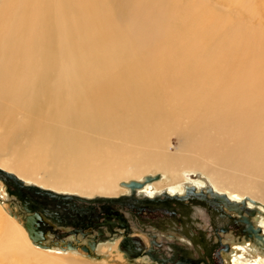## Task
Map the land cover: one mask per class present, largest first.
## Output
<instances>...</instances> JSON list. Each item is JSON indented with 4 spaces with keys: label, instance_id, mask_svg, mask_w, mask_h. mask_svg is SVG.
<instances>
[{
    "label": "bare ground",
    "instance_id": "bare-ground-1",
    "mask_svg": "<svg viewBox=\"0 0 264 264\" xmlns=\"http://www.w3.org/2000/svg\"><path fill=\"white\" fill-rule=\"evenodd\" d=\"M241 20L183 0H0V153L17 159L15 169L45 168L49 181L72 188L109 191L126 174L133 176L126 181H144L154 173L142 171L162 170L134 193L139 202L160 196L155 206L187 200L214 209L207 204L214 200L197 193L208 186L241 200L245 195L239 189L220 187L201 172L177 175L182 167L205 166L208 158L264 174V28ZM192 130L201 134L198 143L189 145L200 158L168 155L169 137ZM4 185L0 178V198ZM187 185L196 190L190 194ZM120 186L127 190L116 196L130 203L131 188L125 181ZM8 195L10 208L0 199L1 258L10 259L11 253V260L18 261L11 264H109L117 258L123 264L111 254L112 243L97 246L91 238L88 250L81 246L104 252L106 259L93 263L85 255L48 246L45 238L34 241L25 225L27 211ZM256 205L260 211L252 219L259 220L264 234V203L257 200ZM15 206L21 216L25 213L24 225L14 219L20 216ZM132 210L124 209L129 215ZM114 213L101 216L99 225L110 231ZM142 219L136 217L141 224ZM101 229L99 236H106ZM228 232L246 241L232 242L230 253L222 256L224 264H264V245L234 229ZM191 239L206 262L199 245L207 253L209 245Z\"/></svg>",
    "mask_w": 264,
    "mask_h": 264
},
{
    "label": "rangeland",
    "instance_id": "rangeland-1",
    "mask_svg": "<svg viewBox=\"0 0 264 264\" xmlns=\"http://www.w3.org/2000/svg\"><path fill=\"white\" fill-rule=\"evenodd\" d=\"M183 2L185 4H196V5H197V3H199L200 5L206 6L208 11L215 10L216 12H221L223 14H229L230 13L237 20L242 19L241 21H245L244 24H246L248 27L255 26L256 29H263L264 28V0H183ZM215 2H217V3H215ZM260 16L263 17L262 21L260 20ZM200 135L201 134L199 132H197L196 130H194V131L192 130V131H188V132L187 131H179L177 133H174L173 135H171L169 137V139L167 141V143H168L167 148H166V149H168L167 154L171 155V156H173V155H186V156H192V157L196 156V157L200 158L199 155L196 153L197 150H194L195 146L194 147L189 146L190 144H192V142L198 143L199 140L201 139ZM196 139L198 142L196 141ZM187 147H188V149H186ZM189 147H192V148L190 149ZM217 159L218 158H214V159L210 158V160H209V158L207 160L202 159L203 161H205L204 162L205 166L203 165V166H193V167H182L179 170V172L177 173L178 178L182 177L181 176L182 171H193L194 170L197 172H201L207 178L210 179V182L212 180L214 183L218 184L220 187H222V186L230 187L231 191H233L235 189H239V192L244 194L245 196L249 195L250 197L254 198L255 200H258V201L264 203V174L262 173V171H258V170L254 171V169L251 170L248 168L246 170V168H244V167L238 168V167H240V165L233 166V165H230V163L224 162L222 159H219V160H217ZM16 161H17V159L10 157V156H6V152L0 153V164L6 166L7 169H12L14 172L18 173L19 175H21L25 178H29L31 180H34L37 183L44 185L46 187H50V188L53 187L56 190H66V191L70 190V192H75V193H78L80 195H85L88 197H93L95 195L116 196L118 194V192L120 191V189H123V191L127 190V188L120 186V182L121 181L126 182L127 179H130L133 177V176L129 177V175L127 176V174H126L123 178H120L117 180L116 184L119 183V187L118 188L113 187L112 188L113 190L111 189L109 191H105V190H101V189H95L94 190V189H90V188H84V189L83 188H75V187L72 188V187L65 186L63 184H54L52 181H49L48 178L46 177L48 170L45 168H42L40 170L31 171V172H24V171H21L19 169H15L14 166L16 164ZM146 172L147 173H154L152 175H155V174L162 173V170H159L156 168L155 169L151 168L149 170L147 169V170L142 171L141 174H144ZM126 177H128V178H126ZM174 177L176 178L177 176H174ZM166 179L170 180L168 177L165 178V180ZM183 179L185 181H187V179L184 176H183ZM161 180H162V178L159 181H161ZM232 180H234L235 182ZM155 182H157V181H155ZM213 182H212V184H214ZM232 182L235 184H231ZM195 183L196 184H199V183L203 184L202 181H196ZM236 184H242V185L246 184V186H248V187L236 188L237 187ZM64 186H65V188H64ZM167 188L168 187H165L163 189H167ZM5 189H6V186L4 185L3 190L5 192V197H2L0 199L2 202L4 201V203L6 202L8 205L9 200H7V198L9 197V195ZM125 193H127V191ZM119 195H121V194H119ZM192 207H194V206H192ZM169 208L170 207L167 206L168 210H169ZM189 208H191V207H188V209ZM196 208H198L199 212L200 211L203 212V210L205 209V207L200 203H196ZM163 210H166V209H163ZM181 210H183L182 214H186L184 216L182 215L181 218L183 219V221H186L188 219V217H186V216H188L187 214H189V211L187 209H184V208H182ZM262 210H263V208H262ZM19 212H17V213L19 214ZM155 212H157V211L151 212L150 216L151 215L154 216ZM158 213L161 214L160 211H158ZM147 214L145 212L143 213L144 216ZM21 215L22 214H20L19 218H14V217L13 218L22 224L23 223V216H21ZM262 215H260L259 217H261ZM211 217H212V221L214 222V224H217V227H221L223 225L224 219L221 220L220 215H215V216L213 215ZM193 218H199V217H193ZM103 220H104V218L100 216L99 219L93 218L92 222H93V224H97L99 221H103ZM111 220L120 221L119 216H117V218H111ZM166 220L168 221L170 219H166ZM147 221L148 220L144 221V219H142V222H144V223L141 224V221L136 220V218H135V220L131 221V225L134 229L132 231L128 232V235H130V236L137 235V236L141 237L139 240V243H140V245L144 244V247L146 248L145 251L142 252V250H138L134 245H132L130 243L131 238L129 240L124 239V241H121L123 239L120 240V238H118V237H121V238L124 237V234H123L124 228H120L118 224L114 225V227L118 226L120 232L117 231L115 234L110 232L107 229V227L101 226L102 228L105 229V234L107 235L105 237L107 240H98L100 242V244L98 246H100L102 244H111L112 243V246H114V248H113L114 252L112 251L111 254L114 255L115 257H118V258L120 257L122 259L123 264H176L179 260L181 262H183V259H181L182 254H184V256H185V252H186L187 253L186 255L187 256L189 255V252L187 250L188 248L191 250L190 256H192V258H194V260H195L194 263L206 264V262H207V264H214V262H212V263L210 262V260H211L210 256L206 252L204 247L199 245V248L202 251V254L204 253V257L207 261L204 262L202 260V258H201L202 255H200L198 253V251L195 249V245H194V242L192 241V239L190 240V238L186 234H184L182 231L180 232L178 230L171 229V228H164V230H162V229H159V227H157L156 225L154 226L153 223H147ZM133 222H135L136 224ZM205 222L207 223V221H205ZM23 225H24V223H23ZM143 226H146L147 228L155 229V231L157 232V238L155 237V238L151 239L150 235L143 228ZM54 227L59 232L60 231L62 232L64 230L65 231L71 230L70 232H67L63 236L64 238L69 237L70 234L79 235V237L81 238L80 244H82V245H85V244L87 245V240H90L91 236L95 235V233L97 231L96 230L97 228L95 229V228L89 226V227L84 228V232H86V234L83 235V233L81 231H79L78 233H74L72 230L74 228H72L71 226L58 227L57 225H54ZM179 228H182V227L179 226ZM24 229H26V228L24 227ZM195 231H197V230H195ZM198 232H200V231H198ZM209 233L210 232H208V231L206 234L203 232V234L206 236V238H208V239H206L207 241L200 238L199 236H194V234H192L191 232H190V235L193 238H198L196 240H198V241L201 240L202 242H204L205 245L208 246V245H210L209 244L210 243L209 242V240H210V238H209L210 234ZM220 233H222V232H220ZM226 233L227 232H225L224 234H226ZM116 234H119V236H117V238L115 240L110 241V239L113 238V236ZM48 235L51 237H49L46 240V244L51 245V244H53L52 240L55 241L58 239V237L55 234H54L55 237H52L51 234H48ZM28 236H29V234H28ZM29 239L37 248H41V247L37 246L30 237H29ZM120 241H121V243H120ZM179 246L181 247V249L179 248ZM183 247H185V248H183ZM176 248L177 249L179 248L178 254H176ZM57 249H60V248H57ZM60 250L62 252H72V253H79V254L85 255L82 258H87V259H91V260L94 259V261H96V262H93V263H98L97 262L98 260L106 259L104 252L99 253L96 251V253L94 252L91 255L89 253L84 252L81 248L77 251L70 250V249H60ZM135 250H138V251L135 252ZM226 253H230V252L225 251V250L220 251V249L216 250V254H215L216 261L221 264L222 263L221 260L223 258L222 256H223V254H226ZM11 255H12L11 253H8V257H10V259L0 257V264H6V263L11 264V263L18 262V261L11 260V259H13V258H11V257H13V255L12 256ZM188 258H184V259H188ZM192 258H190L189 260L193 261ZM200 258H201V260H200ZM1 259H3V260L9 259V262L5 263V261H3ZM108 261H109L108 262L109 264H120L121 263V262H119L120 260L117 258H112V259H109ZM112 261H117V262H112Z\"/></svg>",
    "mask_w": 264,
    "mask_h": 264
},
{
    "label": "water",
    "instance_id": "water-1",
    "mask_svg": "<svg viewBox=\"0 0 264 264\" xmlns=\"http://www.w3.org/2000/svg\"><path fill=\"white\" fill-rule=\"evenodd\" d=\"M155 177L158 178V175L148 174L145 176L144 181L146 182ZM0 178L4 180L8 193L13 195L12 202L18 203L23 210L27 211L25 225L27 226L30 237L34 241L38 242H41V240L45 238V232L47 229L54 231V234L57 237L62 238H64L63 236L67 232L71 231L64 230L59 232L57 229H55L53 223H55L58 227L70 225L72 228H74L72 229L74 233L81 231L83 235H85L86 232H84V228L88 227V224L91 223V221L88 219L94 215L98 217L105 216L111 212L120 214L122 221L119 223H125L127 225V227H124V234H128V232L133 230L130 216L135 218H143L144 221L146 219L150 220L154 226L158 224L157 227L160 223H162V221H165L164 219H166L160 216L159 219H154L152 215L150 216V213L154 211L152 210L154 208L153 206L156 205V203L153 201L156 198H160V196L155 198L146 197L143 202H139V197L136 198L134 193L138 187H141L144 184V181H139L136 179H131L125 182L126 185L131 188V196L129 197L131 202L128 203L126 202L127 200L124 196L115 197L108 195H95L94 197H88L78 193L57 191L56 189L44 187L37 183H27L15 172L5 169L1 166ZM186 188L190 194L196 190L193 185H187ZM205 190L209 192L210 196L214 200L210 201V203L207 202V204L215 208L213 209L206 207L209 215V223L206 227L198 226V228L199 231L204 232L205 234L207 231L210 232L209 238L212 243H209L210 245L207 250L211 259V263L214 262L215 264H220L216 261V250L220 249L221 251L222 249H230V243L223 241L222 235V233H225L230 229L240 232V235H245L247 239H251L258 245H264V234L262 233V228L261 226L256 225L252 219V217H254L258 211H260V208L256 205L257 200L250 197L249 195H246L239 201L231 199L226 193H220L211 186L206 187ZM205 190L200 189L197 192L198 195H205ZM248 200L252 201L255 205H248ZM96 202L103 205L101 209L97 208ZM109 205H111V208H109ZM127 207L133 209L130 212V215H127L124 211V209ZM164 208L166 209V206ZM216 209L220 210L219 213L216 212ZM168 211L171 216L176 214V209L174 208H169ZM144 212L148 214L144 216ZM214 213L220 215L221 220L224 219L223 225L221 227H217V224H214L212 221L211 215ZM45 217L51 221H48ZM115 228H118V226L114 228L112 227L110 232H116L117 230H115ZM144 229L148 232V234L150 233L149 235H151L153 232L150 228L145 227ZM103 230L105 229L102 228L101 231ZM118 232H120V230ZM215 235L217 236V239H214ZM129 238H131L130 243L132 245H136L137 242L134 241V236L129 235ZM137 239H140V237L137 236ZM68 244L72 246L74 243L69 240ZM84 249L88 250L86 245H84ZM188 263L196 264L194 261L191 262L190 260ZM221 264H224L223 261Z\"/></svg>",
    "mask_w": 264,
    "mask_h": 264
},
{
    "label": "flooded vegetation",
    "instance_id": "flooded-vegetation-1",
    "mask_svg": "<svg viewBox=\"0 0 264 264\" xmlns=\"http://www.w3.org/2000/svg\"><path fill=\"white\" fill-rule=\"evenodd\" d=\"M206 186V185H205ZM204 186V187H205ZM198 190H200V189H198ZM205 192V197H207L208 199L209 198H211V200H213V198L210 196V194H207L206 193V191H204ZM161 204H160V206H156V207H158V209L157 208H153L152 210H154V211H157V212H155L154 213V216H153V218L155 219H159V216L160 217H162V218H166V219H170V220H166V219H164L165 221L163 222L162 221V223H160L159 224V226L158 227H163V228H171V229H173L172 228V226H177V230H179V231H182L184 234H186L190 239L192 238L191 236H190V232L192 233V234H194V236H199L200 238H202V239H204L205 241H207L206 239H208V238H206V236L203 234V232H198L199 231V228H198V226H201V227H206L207 225H208V223H209V215H208V210H206V208L204 209V211L202 212V211H198V209L196 208V203L197 202H187V200L186 201H183L181 204H177L176 202H171V203H162V202H160ZM194 204V205H193ZM8 205H9V208L11 207L10 206V203H8ZM251 205V204H250ZM167 207V206H169L170 208H174V209H176V214L175 215H172V216H170L171 214H169V211H168V209H166V210H163V209H165V208H159V207ZM192 206H194V207H192ZM155 207V206H154ZM188 207H191V208H189L188 209ZM182 208H184V209H187L188 211H189V215L188 216H186V217H188V219L186 220V221H183V219L181 218L182 217V215L184 216V214H182V212H183V210H181ZM161 209V210H160ZM217 210V209H216ZM14 211H16V212H21V210L19 209V207L18 206H15V208H14ZM158 211H160L161 212V214L160 213H158ZM186 211V210H185ZM19 212V214H21ZM24 215H25V213H23V217H24ZM127 215H129V214H127ZM215 216V214H212L211 216ZM117 216H118V214L117 213H114V214H112V215H110V217H116L117 218ZM193 217H199V218H193ZM100 217H98V219H99ZM97 219V218H96ZM89 221H91V223L90 224H88V227L89 226H91V227H93V228H97V229H99L101 226L99 225V222L97 223V224H93V220L91 219V218H89L88 219ZM147 220V219H146ZM111 221V222H110ZM205 221H208L207 223L205 222ZM259 221V220H258ZM108 222H110V224H111V226H114V225H116V224H120L119 222L120 221H116V220H108ZM114 222V223H113ZM147 222H150V220H148ZM256 222V225H258V222L257 221H255ZM23 223H24V218H23ZM151 223V222H150ZM170 224V225H169ZM187 224V225H186ZM87 225V224H86ZM158 224H156V226H157ZM195 225V226H194ZM179 226H181L182 227V229L181 228H179ZM146 227V226H145ZM189 227H191V228H189ZM157 228V227H156ZM195 228V229H194ZM234 228V227H233ZM56 229V228H55ZM96 229V230H97ZM134 229V228H133ZM150 229H152V234L150 235V238L152 239V238H157V232L155 231V229H153V228H150ZM115 230H117V231H119V228H115ZM185 230V231H184ZM195 230H197V231H195ZM77 231V230H76ZM116 231V232H117ZM231 231H232V229H231ZM116 232H114V234L116 233ZM211 233H212V231H211ZM48 234H51L52 235V237H55V235H54V232L52 233V232H50V231H47L46 232V237H45V240L43 241L45 244H46V240L49 238V237H51V236H49ZM150 234V233H149ZM237 234H239V233H237ZM106 235V234H105ZM223 235V237L224 236H226L225 238H227V236L229 237V239L228 240H223V241H227V242H229L230 243V249L229 250H226V249H222L221 251H223V250H225V251H231V244H232V242H234V241H236V240H238V241H246L245 240V238L243 237V239L242 240H240V237L239 236H235V235H233V233L232 232H228V233H226V234H222ZM107 236V235H106ZM121 236V235H120ZM132 236H134V241L135 242H137L136 243V245H134L138 250H142V252L143 251H145V247H144V244L143 245H140V243H139V240L140 239H137V235H132ZM91 238L92 239H94V240H97V246L100 244V242L98 241V240H107L106 239V237L103 235L102 237H100L99 236V234H98V232L96 231V233H95V236H91ZM117 238V237H116ZM115 238V239H116ZM118 238H120V240L121 239H123V240H121V241H124V237L123 238H121V237H118ZM141 238V237H140ZM213 238V237H212ZM64 239V240H63ZM71 239V241L78 247L77 248V250H79L80 248H81V246H82V244H80V242H81V238L79 237V235H71V236H69V237H67V238H62V237H58V239L57 240H55V241H53L52 240V242H53V244H47L48 246H50V247H61V248H63V249H68V247H67V243H68V240H70ZM133 239V238H132ZM214 239H217V236L215 235L214 236ZM235 239V240H234ZM126 240V239H125ZM88 241L89 240H87V245H89V243H88ZM121 241H120V243H121ZM195 241V240H194ZM195 242H197V241H195ZM209 242H212L211 240H209ZM127 244V243H126ZM120 245V244H119ZM253 246H255V245H253ZM82 249V248H81ZM70 250H74V249H70ZM83 250V249H82ZM138 250H135V252L136 251H138ZM84 251V250H83ZM84 252H86V251H84ZM96 253V251H94V250H91L90 252H86V253H89V254H92V253ZM188 252H189V255L187 256L186 254V252H185V258H188V259H183V261H184V263H182V264H189L188 263V261H189V259L190 258H192L191 256H190V251L188 250ZM176 254H178V249L176 248ZM175 254V255H176ZM184 255V254H183ZM177 256V255H176ZM149 259V258H148ZM193 259V261H195L194 260V258H192ZM169 260V259H168ZM191 262H192V260H190ZM222 261H223V258H222ZM178 264H180L181 262L180 261H178L177 262ZM176 263V264H177ZM218 263V262H217ZM215 264V263H214Z\"/></svg>",
    "mask_w": 264,
    "mask_h": 264
}]
</instances>
